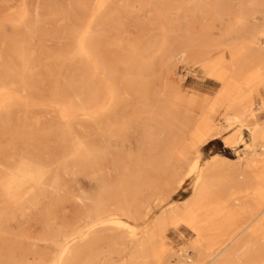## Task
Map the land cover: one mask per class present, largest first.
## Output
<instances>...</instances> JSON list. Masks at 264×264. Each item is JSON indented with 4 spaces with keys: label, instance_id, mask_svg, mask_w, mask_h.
<instances>
[{
    "label": "bare ground",
    "instance_id": "1",
    "mask_svg": "<svg viewBox=\"0 0 264 264\" xmlns=\"http://www.w3.org/2000/svg\"><path fill=\"white\" fill-rule=\"evenodd\" d=\"M185 3L94 0L88 18L71 33V47L56 56L63 65L82 69L80 76L74 83L57 81L49 96L39 100L28 94L30 81L38 76L30 41L38 21H28L23 0L4 20L26 27L30 39L13 45L17 64L0 50L2 130H8V123L1 116L12 109L49 106L64 129L76 121L114 128L116 154L132 133L141 134V143L134 157L127 153L134 159L119 170L115 182L102 179L82 224L36 238L55 245L49 260L26 263L0 254V264H113L99 260L113 253L116 264H264V0ZM73 4L69 0V8ZM149 6L159 21L160 38L145 32L126 40V16ZM170 9L185 21L184 28L167 27ZM65 11L68 16L70 10ZM198 15L226 19L217 38L210 35L211 24L193 32L187 19ZM257 15L263 22L252 26ZM110 40L116 44V58L106 51ZM177 63H192L219 88L210 96L185 94L173 68ZM164 64L169 65L165 72ZM160 74L167 82L162 99L154 90ZM224 130L230 132L225 143L242 142L236 160L229 164L218 154L203 158V147ZM243 130L248 133L245 141ZM110 153L106 146L75 136L59 167L102 176ZM185 179H190V199L183 204L169 200L163 188ZM59 187L58 172L37 157L22 153L13 164L3 165L0 237L9 235L3 222L24 215L47 189ZM180 225L194 236L191 253L183 247L173 250L168 240L170 228ZM6 249L13 257V250Z\"/></svg>",
    "mask_w": 264,
    "mask_h": 264
},
{
    "label": "rangeland",
    "instance_id": "2",
    "mask_svg": "<svg viewBox=\"0 0 264 264\" xmlns=\"http://www.w3.org/2000/svg\"><path fill=\"white\" fill-rule=\"evenodd\" d=\"M23 1L29 12L28 21L30 23L38 21L36 33L30 39L26 27L15 28L10 23L4 22L14 13L22 0H0V50L5 51L9 61L16 63L11 52L13 45L21 40L30 39L38 67V76L30 81L28 94L37 100L46 99L57 81L60 84L67 81L74 83L82 72V69L76 65H63L56 56L59 52L71 47V33L88 18L94 0H72L76 3L72 5V8L68 6L69 0ZM149 1L151 5H157L160 0ZM177 1L183 7L186 6L185 0ZM77 3L83 6H78ZM65 10H70L68 16L64 14ZM168 16V28H176L178 25L184 28L185 21L180 22L177 19L174 9L169 10ZM113 21H116V16H113ZM225 21L226 19L213 21L201 15H198L196 20L187 19L195 33L200 32L206 25H213L210 32L212 38L218 37ZM125 22L128 25L124 35L126 40H131L145 32L150 33L154 38L159 39L161 36L156 29L159 21L150 6L138 11L137 14L126 16ZM262 22L263 18L259 15L250 21L251 25L256 27ZM168 34L173 41L175 36L171 29ZM106 51L109 57L116 58V44H112L111 40L107 42ZM168 68L169 65L164 64L163 72ZM173 68L178 72L185 94L210 96L219 88L217 84L211 82V78L192 63H177ZM155 69L161 71L159 66ZM165 83H167L166 79L161 74L154 79V90L159 99H162L160 94L164 90ZM68 93H71V88L68 89ZM1 117L8 123V130L0 128V172L3 165L13 164L18 156L24 153L39 158L49 166L52 173L57 171L60 187L57 190L47 189L40 198L39 204L29 208L24 215L17 214L14 219L2 223L9 235L0 237V254L4 258L23 260L26 263L35 262L38 259L47 261L54 254L55 245L36 238L45 235L48 231L54 232L58 228H72L82 224L91 208L90 201L96 197L101 188L102 179L108 183L116 181L119 170L134 159L128 157L127 153H132V157L136 155L141 143V134L132 133L123 144L121 152L116 154L114 128L106 130L105 127L96 126L90 122L76 121L70 130L64 129L58 113L49 106H35L29 109L18 107ZM261 120H264V111L261 112ZM17 134L19 137H16ZM229 134L228 130H224L221 133L222 136L206 144L202 149L203 158L218 154L226 157L229 164H232L242 149V142L231 145L225 143L224 137ZM75 136H85L96 144L108 147L111 153L107 157L102 176L95 177L83 171L65 172L59 167L65 153L72 146ZM241 136L244 141L247 140V131L243 130ZM40 145L44 147L43 150L39 149ZM163 191L170 196L169 200L183 204L191 197L190 179H185L180 185L177 182L169 185L163 188ZM77 195L83 199H77ZM1 201L3 199L0 193V208ZM193 239L192 232L184 225L170 228L168 233V240L173 250L183 247L188 248V252L191 253L190 246ZM7 247L13 250V257L7 252ZM99 260L100 263L110 261L116 264V253L104 254ZM172 262H174L173 259Z\"/></svg>",
    "mask_w": 264,
    "mask_h": 264
}]
</instances>
